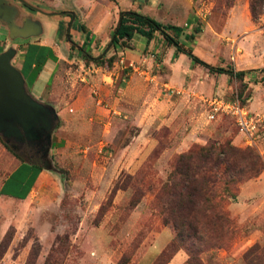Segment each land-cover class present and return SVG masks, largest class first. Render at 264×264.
Instances as JSON below:
<instances>
[{"label":"rangeland","instance_id":"1","mask_svg":"<svg viewBox=\"0 0 264 264\" xmlns=\"http://www.w3.org/2000/svg\"><path fill=\"white\" fill-rule=\"evenodd\" d=\"M92 1L95 18H106L104 63L62 46L50 91L64 111L47 154L11 143L19 156L47 161L50 178L24 202L0 196V264H264V135L250 146L234 119L215 111L238 100L264 114V4L255 20L251 0H141L184 50L252 71L237 79L176 57L160 36L108 48L118 12L134 0ZM61 31L48 35L67 41ZM1 33L4 49L15 45ZM73 35L84 39L81 29ZM218 144L241 151L239 175L212 163L186 173L190 152ZM18 161L0 142V182Z\"/></svg>","mask_w":264,"mask_h":264},{"label":"crops","instance_id":"2","mask_svg":"<svg viewBox=\"0 0 264 264\" xmlns=\"http://www.w3.org/2000/svg\"><path fill=\"white\" fill-rule=\"evenodd\" d=\"M23 1L30 6L23 4L26 7L37 10V13L29 11L28 14L40 22L42 33L38 37L26 40H14L15 45L12 47L16 49V55L12 60V64L22 73L28 92L38 101L53 106L58 115L61 116L60 113L63 110L64 103L62 99L56 98L53 100L50 91L52 67L64 59L59 51L62 46L69 48L73 45L84 52L91 49L88 52L93 53L94 50H102L103 53L106 48V37L105 39L101 37L105 36L103 29L106 28V18H101L103 17L101 15H97L98 18H95L94 9L98 7L100 2L94 3L92 0H45L43 3L45 7L43 8L35 6L38 3L37 0ZM142 6L141 0H134L127 10L142 13ZM82 14L85 15L84 18H82ZM76 21L79 23L75 27ZM0 26V32H2V35L5 34L6 42H13L8 38V31L5 32L1 23ZM63 26L67 27L64 28ZM83 26L85 28L83 32L84 39L74 36L73 29L76 28L80 31ZM53 29L62 30V34L64 30H67V41H62L61 37L56 38V34L54 38H51L48 32ZM98 38L103 40L98 42ZM3 43L5 42H0V52L10 47L4 49ZM43 52L46 54H42ZM49 178V170L43 167L39 169L36 165L18 161L0 182V196L16 202H24L32 196L36 187L43 180Z\"/></svg>","mask_w":264,"mask_h":264},{"label":"water","instance_id":"3","mask_svg":"<svg viewBox=\"0 0 264 264\" xmlns=\"http://www.w3.org/2000/svg\"><path fill=\"white\" fill-rule=\"evenodd\" d=\"M17 1L27 5L23 0ZM19 3L0 0V23L6 27L8 38L14 41L38 37L42 33L40 22L28 12L19 20L22 14ZM15 55L12 46L0 52V137L7 144L26 142L46 155L59 116L53 106L38 101L28 92L22 73L12 64ZM42 167L50 170L47 161Z\"/></svg>","mask_w":264,"mask_h":264},{"label":"trees","instance_id":"4","mask_svg":"<svg viewBox=\"0 0 264 264\" xmlns=\"http://www.w3.org/2000/svg\"><path fill=\"white\" fill-rule=\"evenodd\" d=\"M263 4L264 0H251V12L255 20L259 18ZM81 30L82 32H84L85 28L81 27ZM200 32L201 30L199 29V27H195L193 32L189 35V38L191 40H194L195 35ZM135 36L143 38L147 43L152 41L156 36H160L169 47H172L174 49V55L176 57L180 54H183L188 59H190L192 64L206 68L209 73L226 74L237 79H242L245 75L250 74V72H252L250 70L234 71L232 68L224 69L221 67H214L207 64L206 62L199 59L196 55H194L191 51L184 50L179 40L175 38V36L169 34L166 30V27L162 26L154 18L144 15L143 13L137 12L135 10H125L119 12L116 27L110 35L108 48L112 47L114 51H116L117 48L130 49L129 43L135 38ZM105 54L106 52H104L100 57H91L89 54L82 51V58L86 63H88L89 61H93L96 65H100L104 63L103 57L105 56ZM115 57L116 53H114L113 57L109 59L108 62L111 63ZM262 72L264 73V69L262 70ZM57 126L58 123L56 125V128ZM0 142L7 151L13 153L14 156L19 158L21 162L36 165L39 169L42 168L41 165L33 162L36 160V157H33V155L30 156L29 159H26L24 157L19 156L16 151H13L11 144L5 143L1 137ZM23 145L28 148V144L26 142ZM204 149L205 148L202 147L198 152H190L189 155L186 156V158L182 161H185L184 163L186 166V173L194 172L197 174L199 172H202L203 164L212 163L213 165H211V167L213 166L219 168L221 166H224L222 175H224L227 171L233 172V169H235V173L239 175L238 172L241 169H237V161L235 160V157L237 156L238 152H241L240 150L234 149L229 145L227 146L225 144H218L216 146L211 147V149H205V152H202V150ZM215 153L217 155H214ZM200 161H202V164L200 163ZM251 168L254 169V166ZM257 173L258 171H255V174L249 176L248 179L254 177ZM188 180L189 178L186 175L182 176L181 178V181L185 182L186 184H188ZM224 190L234 196L235 191L231 190V187L229 185H226L224 187ZM192 197H195L194 193H192ZM218 216H220V214ZM221 216H223L222 213Z\"/></svg>","mask_w":264,"mask_h":264},{"label":"built area","instance_id":"5","mask_svg":"<svg viewBox=\"0 0 264 264\" xmlns=\"http://www.w3.org/2000/svg\"><path fill=\"white\" fill-rule=\"evenodd\" d=\"M218 110L234 119L248 145H255L260 136L264 135V114L249 112L238 100L221 103L215 109ZM210 119H214V114L210 115Z\"/></svg>","mask_w":264,"mask_h":264},{"label":"flooded vegetation","instance_id":"6","mask_svg":"<svg viewBox=\"0 0 264 264\" xmlns=\"http://www.w3.org/2000/svg\"><path fill=\"white\" fill-rule=\"evenodd\" d=\"M37 1H38V3H40V4H38V3L35 4V6H36L37 8H40V7L43 8V7H45L44 4H43L45 0H37ZM14 2H15V3H19L17 0H14ZM41 2H42V3H41ZM19 4H20V3H19ZM20 6H21V9H23L24 12H29V11H30V12H33V13H37V10H36V11H35V10H32V9L26 7V6L23 5V4H20Z\"/></svg>","mask_w":264,"mask_h":264}]
</instances>
